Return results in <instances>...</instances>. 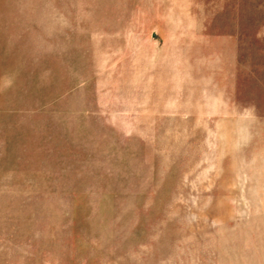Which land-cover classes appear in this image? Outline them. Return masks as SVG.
I'll return each mask as SVG.
<instances>
[{
	"label": "rangeland",
	"instance_id": "374dc122",
	"mask_svg": "<svg viewBox=\"0 0 264 264\" xmlns=\"http://www.w3.org/2000/svg\"><path fill=\"white\" fill-rule=\"evenodd\" d=\"M0 264H264V0H0Z\"/></svg>",
	"mask_w": 264,
	"mask_h": 264
}]
</instances>
